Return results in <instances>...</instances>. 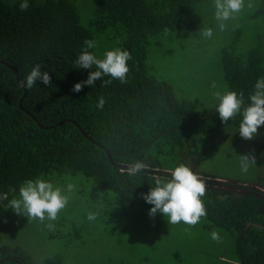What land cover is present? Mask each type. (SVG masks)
Instances as JSON below:
<instances>
[{
    "label": "trees",
    "instance_id": "1",
    "mask_svg": "<svg viewBox=\"0 0 264 264\" xmlns=\"http://www.w3.org/2000/svg\"><path fill=\"white\" fill-rule=\"evenodd\" d=\"M199 1L203 0H93L91 24L97 30L110 27L121 36L120 49L132 55L130 71L124 84L114 80L104 86L111 77L103 76L94 87L85 85L76 93L74 85L98 69L75 66L84 41L93 39V32L80 24L75 4L28 0L30 7L22 12V0H0V60L18 70L19 80L0 62V193H8L11 200L26 180L79 173L93 181L95 198L129 212L140 205L153 207L143 195L156 186L157 178L167 182L170 170L188 166L187 160L193 158L204 159L199 143L225 125L216 109L198 112L197 102H177L170 85L149 74L145 63L149 38L194 27ZM262 60L258 49L244 57L222 51L228 92H243L244 106L250 104L257 80L264 77ZM37 64L49 72L52 85L22 87L21 81ZM24 89L22 110L18 102ZM101 96L106 101L102 110L96 107ZM242 112L243 107L227 124L240 125ZM37 122L62 123L41 128ZM137 160L149 168L129 176L124 169ZM193 172L206 183L201 199L208 226L231 232L239 264H264V193L256 188L233 193L224 187L230 184ZM0 264L32 262L20 247L1 246ZM45 264L63 263L52 257Z\"/></svg>",
    "mask_w": 264,
    "mask_h": 264
},
{
    "label": "rangeland",
    "instance_id": "2",
    "mask_svg": "<svg viewBox=\"0 0 264 264\" xmlns=\"http://www.w3.org/2000/svg\"><path fill=\"white\" fill-rule=\"evenodd\" d=\"M69 1L77 7L80 24L93 32L96 47L91 51L98 59H103L106 51L120 49V35L110 27L97 30L91 24L95 17L93 0ZM248 3L245 0L243 11L235 20L225 22L226 29L220 31L214 0L199 1L194 27L167 30L149 38L145 59L148 73L170 85L177 102H197L198 112L216 109L219 100L214 93L228 92L220 64L223 50L244 57L258 49L264 65V2L251 0L252 8ZM202 28H213L212 38L202 37ZM239 127L227 124L204 135L198 146L205 158L187 160V165L230 184L224 187L233 193H244L248 188L264 193V126L250 141L241 138ZM246 154L254 155L256 164L243 173L240 155ZM47 181L61 188L69 182L76 185L55 221L29 222L7 208L8 201L0 202V247H20L32 264H45V259L52 257L63 264H239L231 232L208 226L205 217L195 227L183 222L172 225L163 214L151 217L150 206L124 212L111 201L95 198L93 181L82 174L64 173ZM13 197L19 198V192ZM89 211L98 213L95 221L87 219ZM261 213L264 215V206ZM213 230L219 234L218 241L211 239Z\"/></svg>",
    "mask_w": 264,
    "mask_h": 264
},
{
    "label": "clouds",
    "instance_id": "3",
    "mask_svg": "<svg viewBox=\"0 0 264 264\" xmlns=\"http://www.w3.org/2000/svg\"><path fill=\"white\" fill-rule=\"evenodd\" d=\"M28 0H22L20 11L29 9ZM215 20L220 31H224L229 20H235L245 8V0H214ZM252 8L251 0L247 4ZM213 28H202L200 34L204 38H212ZM85 48L75 60L76 68L91 69L96 66L98 70L91 71L88 79L74 85L72 91L79 93L85 85L94 87L97 80L103 76H110L111 79L104 81V86L111 84L114 80L121 84L127 82V76L130 71L128 62L132 59L130 51L114 49L106 51L103 59H98L89 49L95 48L94 40L86 39ZM37 82L45 86L52 85V77L47 71L41 70V65L32 67L26 75L25 80L21 81V86L26 89H32ZM215 87V84L212 85ZM254 93L250 95V104L244 106L243 92L239 95L230 91L221 95L220 92L214 93L219 100L216 112L223 124L234 119L238 113H241L243 119L239 127V135L245 140H253L258 135V129L264 126V77L257 80L254 86ZM104 97L98 98L96 107L102 110L105 106ZM256 164V158L252 154L240 155V169L247 173L249 167ZM149 165L143 161L137 160L131 163L124 171L129 176L144 174V170ZM171 177L167 182L157 178L155 187H152L149 193L143 195V199L153 207L149 215L155 217L157 213L167 217L169 224L175 225L183 222L184 224L195 227L202 217L207 215V210L201 197L206 194V183L195 174L188 166L180 164L174 170H170ZM76 190V185L67 183L64 188L55 186L52 182L39 177L35 180H26L19 187V198L13 197L9 200L8 193H0V201H8L7 208L12 209L17 215H23L29 222L38 220L44 223L45 219L55 221L59 213L68 205L69 200ZM7 210V209H6ZM98 217L97 212L89 211L87 219L95 221ZM50 229L52 224H48ZM219 234L213 230L211 239L219 240Z\"/></svg>",
    "mask_w": 264,
    "mask_h": 264
},
{
    "label": "water",
    "instance_id": "4",
    "mask_svg": "<svg viewBox=\"0 0 264 264\" xmlns=\"http://www.w3.org/2000/svg\"><path fill=\"white\" fill-rule=\"evenodd\" d=\"M0 62L3 63V64H5L7 67H9V68H11V69L14 70V72H15V76H16V80H17V82H19V80H18V70L15 69L12 65H10V64H8V63L2 61V60H0ZM25 94H26V90L24 89V93H23L22 97L20 98V100H19V102H18V106H19V108L22 109V110H24V108L22 107V104H21V103H22V100H23ZM32 117H33V116H32ZM33 118H34V117H33ZM34 119H35V118H34ZM35 120H36V119H35ZM61 123H62V122H59V123H57V124H55V125H59V124H61ZM37 124H38L41 128H50V127H54V126H55V125H52V126H42V125H40L38 122H37ZM83 135H84L86 138H88L89 140L93 141V140H92L87 134L83 133ZM107 154H108V156H110L109 153H107ZM110 161H111V159H110ZM111 162H112V161H111ZM149 171H151V170H149Z\"/></svg>",
    "mask_w": 264,
    "mask_h": 264
},
{
    "label": "crops",
    "instance_id": "5",
    "mask_svg": "<svg viewBox=\"0 0 264 264\" xmlns=\"http://www.w3.org/2000/svg\"><path fill=\"white\" fill-rule=\"evenodd\" d=\"M257 189V188H256Z\"/></svg>",
    "mask_w": 264,
    "mask_h": 264
}]
</instances>
